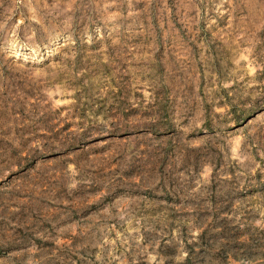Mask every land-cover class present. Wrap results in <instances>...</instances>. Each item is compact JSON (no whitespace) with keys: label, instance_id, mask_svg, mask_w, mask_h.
I'll list each match as a JSON object with an SVG mask.
<instances>
[{"label":"rangeland","instance_id":"obj_1","mask_svg":"<svg viewBox=\"0 0 264 264\" xmlns=\"http://www.w3.org/2000/svg\"><path fill=\"white\" fill-rule=\"evenodd\" d=\"M0 264H264V0H0Z\"/></svg>","mask_w":264,"mask_h":264}]
</instances>
